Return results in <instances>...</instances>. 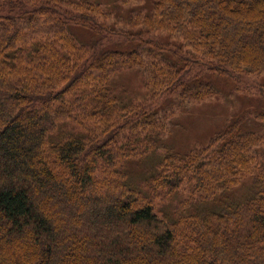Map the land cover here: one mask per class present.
Listing matches in <instances>:
<instances>
[{
	"label": "trees",
	"instance_id": "trees-1",
	"mask_svg": "<svg viewBox=\"0 0 264 264\" xmlns=\"http://www.w3.org/2000/svg\"><path fill=\"white\" fill-rule=\"evenodd\" d=\"M105 12L0 0V264H264V104L182 151L158 115L223 78L264 94V0H154L122 40ZM132 67L155 108L114 86ZM64 119L80 128L55 137ZM149 152L143 192L126 168ZM185 188L181 210L159 216L154 197Z\"/></svg>",
	"mask_w": 264,
	"mask_h": 264
},
{
	"label": "rangeland",
	"instance_id": "rangeland-1",
	"mask_svg": "<svg viewBox=\"0 0 264 264\" xmlns=\"http://www.w3.org/2000/svg\"><path fill=\"white\" fill-rule=\"evenodd\" d=\"M64 3L68 1L78 0H60ZM95 3H99L105 12L103 17L99 18V21L108 25L111 28L109 36L111 40H122V34L125 33L129 27L128 17L133 13L149 12L152 9L154 0H89ZM84 32V31H80ZM76 31V37L79 41L84 39L81 33ZM85 41V40H84ZM254 81L258 79L261 82L262 76L254 77ZM225 84H222L221 90L201 101L187 102L186 106L178 107L172 111H162L158 115H165L167 117V132L164 135L165 144L174 151H182L188 148L196 149L204 146L208 143L211 134L222 124H224L230 117L235 116L237 113H241L245 109L250 108V104H253L255 108H260L264 104V100L260 98L253 99L244 95L237 88L242 90H255V84H253L251 77L246 76L243 83L236 85L237 83L224 79ZM219 81V82H223ZM114 86L124 90L126 95L125 99H133L134 101H142L149 107L155 108L156 100L148 99L146 97L143 81L140 80L138 74V68L132 67L128 70L121 71V73L115 75L112 79ZM245 85V86H244ZM261 89V88H260ZM262 92V91H261ZM252 102V103H251ZM255 108L252 109L254 112ZM79 130L80 126L75 121L66 120L60 121L53 131L55 137H60L62 132H66L68 129ZM165 130V131H166ZM163 151L162 148L159 150ZM154 153L149 152L147 155L140 157H133L129 159L126 170L130 172L129 182L133 186H138L136 189H141L143 192L146 190V177L145 173H149L153 169L155 159ZM248 183V182H246ZM244 188L243 186L241 187ZM180 189V188H179ZM178 189V190H179ZM186 188L178 191V194L155 196L154 202H156V212L162 217H172L171 212L181 210L180 201L186 197ZM170 195V196H169ZM167 217V218H168Z\"/></svg>",
	"mask_w": 264,
	"mask_h": 264
}]
</instances>
